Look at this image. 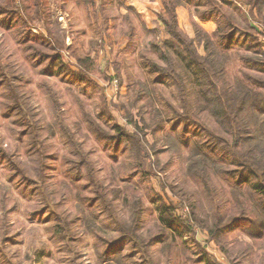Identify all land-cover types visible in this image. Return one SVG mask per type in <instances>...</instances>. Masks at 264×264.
<instances>
[{
	"label": "rangeland",
	"instance_id": "rangeland-1",
	"mask_svg": "<svg viewBox=\"0 0 264 264\" xmlns=\"http://www.w3.org/2000/svg\"><path fill=\"white\" fill-rule=\"evenodd\" d=\"M13 2L11 22L0 13V264H264L259 13L191 0L178 23L190 47L160 32L155 0H45L30 15ZM235 27L230 47L207 49L219 91L248 96L232 137L176 51L207 57L206 35ZM132 31L137 49L115 62ZM164 206L185 228L170 232Z\"/></svg>",
	"mask_w": 264,
	"mask_h": 264
},
{
	"label": "trees",
	"instance_id": "trees-1",
	"mask_svg": "<svg viewBox=\"0 0 264 264\" xmlns=\"http://www.w3.org/2000/svg\"><path fill=\"white\" fill-rule=\"evenodd\" d=\"M20 1H21L20 2L21 8L27 15H30L32 11L38 9L41 5L45 4V0H43V3H41V0H20ZM110 1L111 0H98L100 4V10L102 12L106 11V7L109 5ZM190 2L191 0H161V3L163 5V12L158 16L160 21L159 24H162L161 28H163V32L166 35H170L172 39H175L179 44V46H183L190 43L189 46L192 47L195 44L193 41L188 42L187 39H185L180 34H178L180 29L178 25L177 9L182 6H186V4ZM240 2L243 3L244 7H249L248 12L253 16L254 19L259 18L257 14L259 13L260 17L264 20L263 17L264 13H261L262 10L264 9V0H240ZM225 4L229 6L231 5V2L225 1ZM16 5H17L16 2H13V0L7 1L5 3V6L0 5V13L2 15H5V18L3 20L4 23L6 22L8 23L12 21L7 19V15H9L7 12L8 9H11ZM207 15L214 17V12L212 11ZM258 23H262V21H258ZM158 29L160 30V32H162L160 27H158ZM238 29L239 28L236 27L232 28L230 29V34L226 33L224 35L219 29L216 33H214V40L216 41L214 44L211 43L212 41H214L212 38L213 36L210 37L206 35V41H207L205 45L206 50L209 49V47L210 48L216 47L217 44H219L220 47H222L223 44L225 47H230L233 40V35L239 32ZM130 40L131 42L130 44H128L127 48L113 55V60L115 62L117 61L121 62L120 55H122L123 53H130L137 49L138 46L137 44H139V41L134 31H132L130 35ZM175 45L176 44H174L171 40H166L163 46L166 48L171 47L176 50ZM176 52L184 58V60L187 62L188 68L195 73L199 82L200 91L204 97L203 100L208 105V111L210 115L225 131H227L228 134H230L232 137L236 136L238 131H240L239 119L244 109L248 105L247 104L248 96L244 95L238 97L235 92L230 91V87L228 88V93L225 92L223 94L219 91V88L212 79L216 74L213 73L212 70H209V67L211 66V62L208 60L210 58L208 50H207L208 52L207 57L201 56L198 53L197 49L184 48L183 51L180 52L177 50ZM164 57L168 59L165 55ZM167 63L170 68V71L167 76L169 78H179L178 75L174 73L175 70L173 69L172 62L168 59ZM257 63L260 66L264 67V64L259 62ZM249 65H252L251 60H249ZM117 71L119 73V69H117ZM176 82L179 84V85L177 84V86L181 88L180 81L176 80ZM247 94H250V92H248ZM118 131H119L118 136H120V140L122 142L124 141L125 143H127V145L131 146L133 149H136L140 145V140L136 136H129V134L125 130L118 129ZM239 142H240V138H237L235 145H237ZM253 165H257V162L254 161ZM250 175H254V174L250 172ZM248 181L249 178H247V180H245L244 182L248 183ZM253 188L254 190H256V192L264 195V182L262 183L261 181H259V183H256V185H253ZM166 209L167 208L165 206L162 209L161 221L165 222V225L168 226L170 232L171 231L178 232L179 231L178 229L181 226L185 228L183 224H176L172 219L167 220L166 215L168 211Z\"/></svg>",
	"mask_w": 264,
	"mask_h": 264
},
{
	"label": "crops",
	"instance_id": "crops-1",
	"mask_svg": "<svg viewBox=\"0 0 264 264\" xmlns=\"http://www.w3.org/2000/svg\"><path fill=\"white\" fill-rule=\"evenodd\" d=\"M151 1H154V0H146V2L145 3H147V2H151ZM158 4L156 5V6H158L159 7V11H157V14L159 15V14H161L162 12H163V5H162V3H161V0H155ZM138 4V3H137ZM135 8H137V10L139 9V6L137 5V7L136 6H134ZM185 6H182V7H179L178 9H177V15H178V23H179V19L180 18H183V19H185V17H187L186 16V13H185ZM180 17V18H179ZM158 18V17H157ZM195 18V20L196 21H198L199 23H201V25L203 26V27H207V28H209V29H211V31H214V24H212V22L211 21H205V22H200V20L198 19V18H196V17H194ZM185 22V21H184ZM205 23V24H204ZM180 26L182 27V24H183V22L181 21V19H180ZM207 25V26H206ZM183 28V27H182ZM163 32V31H162Z\"/></svg>",
	"mask_w": 264,
	"mask_h": 264
}]
</instances>
